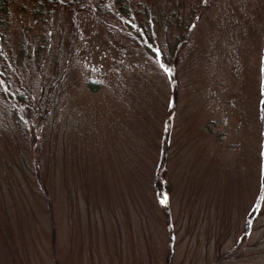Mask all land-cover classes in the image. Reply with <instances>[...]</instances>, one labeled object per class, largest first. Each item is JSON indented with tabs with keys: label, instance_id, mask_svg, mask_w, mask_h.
Segmentation results:
<instances>
[{
	"label": "rangeland",
	"instance_id": "obj_1",
	"mask_svg": "<svg viewBox=\"0 0 264 264\" xmlns=\"http://www.w3.org/2000/svg\"><path fill=\"white\" fill-rule=\"evenodd\" d=\"M55 19L0 79V264H264V0L182 42L185 11L159 58Z\"/></svg>",
	"mask_w": 264,
	"mask_h": 264
},
{
	"label": "trees",
	"instance_id": "obj_2",
	"mask_svg": "<svg viewBox=\"0 0 264 264\" xmlns=\"http://www.w3.org/2000/svg\"><path fill=\"white\" fill-rule=\"evenodd\" d=\"M211 2L173 0L167 5L163 0H0V79L12 67L16 69L30 32L38 28L35 37L41 45L47 39L45 29L60 16L68 25H73L81 15L99 17L107 29L116 31L119 27L120 32L135 45L146 48L154 58H159L161 52L157 48L159 41L155 29L177 27L181 23V15L186 11L188 19L184 20L183 31L178 37L183 42L186 27L194 24L195 15L209 8ZM27 22L31 25H26ZM17 24L23 30L17 39L16 50ZM39 50L36 49L37 53ZM89 85L93 87V84Z\"/></svg>",
	"mask_w": 264,
	"mask_h": 264
}]
</instances>
